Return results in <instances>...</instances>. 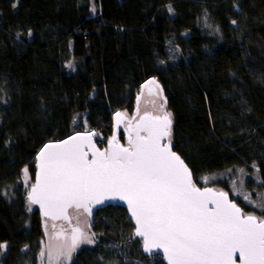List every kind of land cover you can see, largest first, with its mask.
<instances>
[{"label":"trees","instance_id":"1","mask_svg":"<svg viewBox=\"0 0 264 264\" xmlns=\"http://www.w3.org/2000/svg\"><path fill=\"white\" fill-rule=\"evenodd\" d=\"M152 77L194 183L221 175L250 210L228 174L243 170L245 188L264 195V0H0V264H39L43 250L24 169L34 176L42 147L85 122L109 141L115 113ZM92 232L71 264H164L144 255L125 210L98 211Z\"/></svg>","mask_w":264,"mask_h":264},{"label":"snow or ice","instance_id":"2","mask_svg":"<svg viewBox=\"0 0 264 264\" xmlns=\"http://www.w3.org/2000/svg\"><path fill=\"white\" fill-rule=\"evenodd\" d=\"M171 125L170 112L145 115L135 126V137L129 133L128 147L113 146L114 136L104 151L81 134L46 144L37 157L39 173L29 203L38 204L45 216L67 219L69 208H82L91 216L96 204L123 200L144 251L162 250L168 264H237V254L239 264H264V216L244 213L226 192L199 189L187 165L171 150ZM165 138L168 142L162 143ZM244 199L253 203L248 195ZM258 206L264 210V202ZM80 243L93 241L73 228L70 241L49 246V264L61 259L71 264ZM7 247L0 243V249ZM44 256L42 251L41 259Z\"/></svg>","mask_w":264,"mask_h":264},{"label":"rangeland","instance_id":"3","mask_svg":"<svg viewBox=\"0 0 264 264\" xmlns=\"http://www.w3.org/2000/svg\"><path fill=\"white\" fill-rule=\"evenodd\" d=\"M97 60H98L97 43L94 42L93 50H92V59L90 62H88V66L91 68V70L95 69ZM158 103H159V101H156L155 107H157V108L159 106ZM142 107L145 108V106H142ZM165 108L169 112L167 105L165 106ZM121 112L124 113V111H121ZM157 112L158 111H156V113ZM171 119L173 120L172 114H171ZM84 124H85V128H84L83 132L92 131V129L89 128L87 122H85ZM172 131H173V129H172ZM172 140H173V132H172L171 137H170L171 144H172ZM97 141L100 144L101 148H104L107 146L108 139H105L104 136L100 132H98ZM104 142H106L105 145H104ZM27 170H28L27 177L25 176V174L23 175V188L28 194L31 186L34 184V176L30 173L28 168H27ZM232 173H235L234 178L232 177L231 174H228L229 177L231 178V179H229V182L231 184L229 187L230 193L233 194L235 196V198L239 199V201L241 202V204H243L244 207H249L250 210H245L244 213L253 214V215H256L257 217L264 216V210H262L258 206L259 204L264 202V195L258 194L254 197L253 196L254 192L251 193L249 190H247L245 188L244 184H241V181H243V173L241 171H236V172H232ZM220 176L218 174H215V175H211V176L207 177V179L210 182V183H208V184H210L208 186L212 187L216 191H223V192L227 193L228 191L225 190L222 186H220V185H222V182L220 181V179H221ZM245 195H248L253 203H249L247 200H245L244 199ZM32 206L35 207L34 205H32ZM118 208L120 211L124 210L120 207H118ZM70 216H73V222L71 225L69 223L64 222V221L53 222V221L46 220V219L43 220V222H44V240H43V250L42 251L45 253V256L43 259H41L40 255H39V264H49V261H48L49 246H55L57 244L63 243L65 238H67L70 241V237H71V233H72L73 228L79 227L82 231H84L92 239V241H94V239H93L94 235L92 232V225H89V217L82 210H75V209L71 210ZM58 234H61L59 239L56 238ZM5 244H7L8 247L6 249H2L3 255H6L8 252V249H9V243H5ZM93 244L94 243H80V245L77 247V249L72 253V258H73L76 251H78L79 249H81L84 246H91ZM141 245H142V241H141ZM51 264H65V261H63V259H61L59 262H57L56 260H53L51 262Z\"/></svg>","mask_w":264,"mask_h":264},{"label":"water","instance_id":"4","mask_svg":"<svg viewBox=\"0 0 264 264\" xmlns=\"http://www.w3.org/2000/svg\"><path fill=\"white\" fill-rule=\"evenodd\" d=\"M153 80L156 82L155 84L159 86L160 90L162 91V95H163V97H164V99H165L164 90H163V88H162L160 82H158V81L156 80V78H154V77L149 78L148 80H146V81L141 85V89L143 90L145 87L150 86L151 83H148V82H149V81H153ZM166 103H167V102H166ZM117 113H121V114H123V115H122L121 117L118 118L117 115H116ZM117 113H115V115L113 116L114 128H113V136H112V138H113L114 136H115V138H116V141L114 142V145H113V146H115V143H118V144H119L120 146H122V147H128L129 144H128L127 146L124 145V144L120 141V138H119V133L124 129V123L127 121V118H126V116H125L124 113H122V112H117ZM171 120H172V119H171ZM139 121H140V120H139ZM138 123H139V122H138ZM136 125H137V123L134 125V128H135ZM172 129H173V121H172V125H171V134H172ZM132 132H133V135H134V137H135V129H134ZM78 134H81V135H84V136L88 137V138L91 140L92 144L95 146V149H97V150H99V151H104L105 149H108V148H109V142L112 141V138H111V139L108 141L107 146L104 147V148H101V147L99 146V144H98V141H97V139H98V132H97V131H89V132H79V133H75V134H73V135H71V136H69V137H67V138H65V139H63V140H61V141H57V142H48V143H46V144H49V143H53V144H55V143H59V142H62V141H64V140H68L70 137H72V136H76V135H78ZM143 134H145V133H141V135H143ZM168 139H169V138H165V141H162V143H167V142H168ZM46 144H45V145H46ZM45 145H44V146H45ZM44 146H43V147H44ZM170 146H171V145H170ZM43 147H42V148H43ZM171 150H172L173 152H175L176 154H178L176 151H174V149L172 148V146H171ZM85 151H88V152H89V159H91V150L86 146V147H85ZM39 153H40V151H39ZM39 153H38V155H39ZM38 155H37V157H38ZM178 155H179V154H178ZM179 156H180V155H179ZM180 157H181V156H180ZM181 159L183 160L182 157H181ZM183 161H184V160H183ZM184 163L186 164L185 161H184ZM38 165H39V160L36 158V171H35V175H34V184L36 183V178H37V175H38V173H39ZM186 165H187V164H186ZM187 167L189 168V170H190L191 173H192V180H193V183H194L193 172H192V170L190 169V167H189L188 165H187ZM196 186H197V185H196ZM197 187H198L199 189H201L202 191H203L204 189H211L213 192H219V191L214 190L212 187H204V188H201V187H199V186H197ZM30 191H31V188H30L29 192H30ZM27 196H28V194H27ZM228 199H229L231 202L236 203L237 206L240 207V208L242 209V207H241L240 205H238V203H237L236 201H234V200L231 199V197H230L229 194H228ZM32 205H34V206L36 207V209H38V211L40 212V214H41V216L43 217V219L50 220V221H53V222H58V221L68 222V221L70 220V211L73 210V209H75V210H82V211L84 212V210H83L82 208H81V209L69 208V209L67 210V219H65V218L62 217V216L53 219V218H50V217H48V216H45V215L43 214V210L40 208V206H39L38 204H32ZM108 207H120V208L124 209V210L127 212L128 217L130 218V220H131L132 223H133V226H134V232H135V227H136V225H135V221H134V219H133L132 216H131V213H130V211H129V208H128L127 203H126L125 201H123V200H105V202H104L103 204H96L94 207H92V214H91V216H88V214L84 212V213L89 217V225H93L95 214H96L98 211H100V210H102V209H105V208H108ZM212 207H214V206L210 204V205H209V208H212ZM242 211L244 212L243 209H242ZM137 238L140 239V240L142 241V252L144 253V255H146V256L159 255V256L162 258L164 264H168V260L166 259V256H165V254L163 253L162 250H154V251L151 252V253H149V252H145V251H144V248H143V240H142V238H141V237H137ZM236 259H237V264H239L238 254H237V256H236Z\"/></svg>","mask_w":264,"mask_h":264},{"label":"flooded vegetation","instance_id":"5","mask_svg":"<svg viewBox=\"0 0 264 264\" xmlns=\"http://www.w3.org/2000/svg\"><path fill=\"white\" fill-rule=\"evenodd\" d=\"M165 100L166 99H164L162 91L159 87H157L156 84H151L150 86L145 87L143 90L140 88L139 93L136 96L133 108L131 110H124L127 121L124 123V129L119 133L120 141L124 145H128L129 133L131 132L133 134L132 131L135 129L134 125L139 122L141 117L145 115H163L165 112H168L165 108V106L167 105V103H164ZM156 101H159L158 108L155 107ZM142 106H145V108H143ZM156 111L158 112L156 113ZM72 222L73 216H70V220L66 223H69L71 225Z\"/></svg>","mask_w":264,"mask_h":264},{"label":"bare ground","instance_id":"6","mask_svg":"<svg viewBox=\"0 0 264 264\" xmlns=\"http://www.w3.org/2000/svg\"><path fill=\"white\" fill-rule=\"evenodd\" d=\"M70 215H71V211H70Z\"/></svg>","mask_w":264,"mask_h":264}]
</instances>
